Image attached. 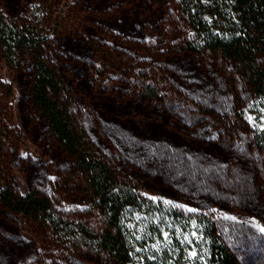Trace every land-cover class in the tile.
Instances as JSON below:
<instances>
[{"label": "rangeland", "instance_id": "obj_1", "mask_svg": "<svg viewBox=\"0 0 264 264\" xmlns=\"http://www.w3.org/2000/svg\"><path fill=\"white\" fill-rule=\"evenodd\" d=\"M0 15L46 37L45 53L98 154L141 194L213 214L240 264H264V168L219 60L174 48L169 0H0ZM0 101L18 135L1 152L23 192L47 194L63 216L92 222L62 182L70 169L27 102L29 72L0 57ZM150 81L159 97L142 95ZM50 229L0 208V264H92Z\"/></svg>", "mask_w": 264, "mask_h": 264}, {"label": "trees", "instance_id": "obj_2", "mask_svg": "<svg viewBox=\"0 0 264 264\" xmlns=\"http://www.w3.org/2000/svg\"><path fill=\"white\" fill-rule=\"evenodd\" d=\"M169 2L175 23L171 45L216 57L237 102L238 85L247 89L249 97L237 105L236 114L264 168V0ZM45 42L43 34L20 31L0 15V57L13 71L28 68V105L70 162L63 188L79 192L87 202L84 210L94 218L71 220L44 192L17 190L6 174L5 158H0V208L48 227L67 250L92 264H240L212 213L187 211L141 194L98 154L74 113L69 90L47 58ZM0 87L8 94L9 87L2 82ZM139 90L142 95L160 96L150 81ZM17 139L0 101V154Z\"/></svg>", "mask_w": 264, "mask_h": 264}]
</instances>
